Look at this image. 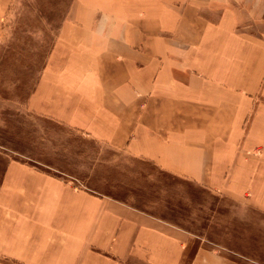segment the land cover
<instances>
[{
  "label": "crops",
  "instance_id": "1",
  "mask_svg": "<svg viewBox=\"0 0 264 264\" xmlns=\"http://www.w3.org/2000/svg\"><path fill=\"white\" fill-rule=\"evenodd\" d=\"M27 106L264 214V0H74ZM0 264L239 262L11 160Z\"/></svg>",
  "mask_w": 264,
  "mask_h": 264
},
{
  "label": "rangeland",
  "instance_id": "2",
  "mask_svg": "<svg viewBox=\"0 0 264 264\" xmlns=\"http://www.w3.org/2000/svg\"><path fill=\"white\" fill-rule=\"evenodd\" d=\"M74 0H0V182L11 160L110 196L181 228L239 264H264V214L30 111ZM194 246V244H193Z\"/></svg>",
  "mask_w": 264,
  "mask_h": 264
}]
</instances>
